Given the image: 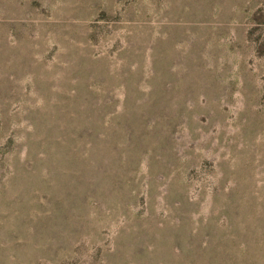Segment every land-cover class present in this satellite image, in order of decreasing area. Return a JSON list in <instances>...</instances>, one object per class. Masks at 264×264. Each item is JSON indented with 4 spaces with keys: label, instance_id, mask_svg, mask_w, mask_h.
I'll return each mask as SVG.
<instances>
[{
    "label": "rangeland",
    "instance_id": "rangeland-1",
    "mask_svg": "<svg viewBox=\"0 0 264 264\" xmlns=\"http://www.w3.org/2000/svg\"><path fill=\"white\" fill-rule=\"evenodd\" d=\"M0 264H264V0H0Z\"/></svg>",
    "mask_w": 264,
    "mask_h": 264
}]
</instances>
